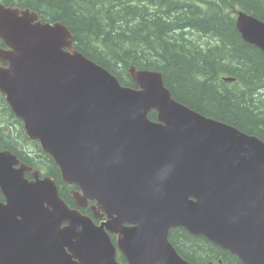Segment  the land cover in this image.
Wrapping results in <instances>:
<instances>
[{"label": "water", "instance_id": "obj_1", "mask_svg": "<svg viewBox=\"0 0 264 264\" xmlns=\"http://www.w3.org/2000/svg\"><path fill=\"white\" fill-rule=\"evenodd\" d=\"M234 13L264 54V21ZM0 39V92L77 206L94 202L92 217L70 208L53 177L0 151V264H191L175 228L264 264V141L177 101L160 71L131 67L123 86L31 9L0 3Z\"/></svg>", "mask_w": 264, "mask_h": 264}, {"label": "trees", "instance_id": "obj_2", "mask_svg": "<svg viewBox=\"0 0 264 264\" xmlns=\"http://www.w3.org/2000/svg\"><path fill=\"white\" fill-rule=\"evenodd\" d=\"M0 2L29 8L44 22L65 24L75 37L76 49L123 86L135 87L131 67L160 71L177 101L264 141V54L244 42L234 13L240 10L264 21V0ZM225 77L236 81L224 82ZM149 117L157 119L154 112ZM3 127L0 150L12 151L27 165L53 177L62 199L76 208L72 188L61 181L58 166L38 142L29 140L11 110ZM82 212L90 215L89 210ZM169 240L191 264H243L236 255L184 228L171 230ZM118 262L127 264L122 255Z\"/></svg>", "mask_w": 264, "mask_h": 264}, {"label": "flooded vegetation", "instance_id": "obj_3", "mask_svg": "<svg viewBox=\"0 0 264 264\" xmlns=\"http://www.w3.org/2000/svg\"><path fill=\"white\" fill-rule=\"evenodd\" d=\"M0 48H2V49H8V47L6 46V44L1 39H0ZM2 65L4 67H7L8 66V64L5 63V62H3ZM9 110H11V108L8 106V104H7L4 96L0 93V118H1L0 119V129L4 128L3 126H5L8 123ZM25 134H26V132H25ZM38 162H40V161H38Z\"/></svg>", "mask_w": 264, "mask_h": 264}, {"label": "rangeland", "instance_id": "obj_4", "mask_svg": "<svg viewBox=\"0 0 264 264\" xmlns=\"http://www.w3.org/2000/svg\"><path fill=\"white\" fill-rule=\"evenodd\" d=\"M44 173V172H43Z\"/></svg>", "mask_w": 264, "mask_h": 264}]
</instances>
